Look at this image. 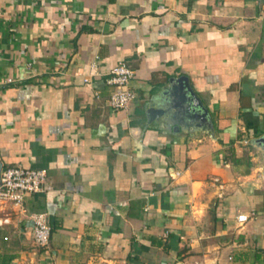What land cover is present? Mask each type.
Returning a JSON list of instances; mask_svg holds the SVG:
<instances>
[{"label":"crops","instance_id":"0c3cea01","mask_svg":"<svg viewBox=\"0 0 264 264\" xmlns=\"http://www.w3.org/2000/svg\"><path fill=\"white\" fill-rule=\"evenodd\" d=\"M120 61L137 97L117 110ZM0 74L3 167L47 170L23 209L0 205L12 264H264V0H0ZM183 74L215 136L148 123Z\"/></svg>","mask_w":264,"mask_h":264},{"label":"built area","instance_id":"2783aa9c","mask_svg":"<svg viewBox=\"0 0 264 264\" xmlns=\"http://www.w3.org/2000/svg\"><path fill=\"white\" fill-rule=\"evenodd\" d=\"M92 67L96 68V63H92ZM134 74V70L125 61H120L112 69L107 81L114 86L109 99L114 109H128L136 99L137 93L130 84ZM14 80L11 76L3 77L0 74V89ZM46 180L47 170L45 168H27L22 165L3 167L0 174V205L12 204L23 209L25 197L28 194L42 192ZM238 219L243 222L248 220V216L240 214ZM29 220L32 222V236L36 246L48 247L53 227L47 212H33L29 215ZM9 223H11L10 215L0 216V227Z\"/></svg>","mask_w":264,"mask_h":264},{"label":"water","instance_id":"95a60500","mask_svg":"<svg viewBox=\"0 0 264 264\" xmlns=\"http://www.w3.org/2000/svg\"><path fill=\"white\" fill-rule=\"evenodd\" d=\"M148 123L167 117L173 119L175 127L186 125L192 130L209 131L215 136V124L209 108L195 91L188 75L173 76L170 86L155 96L154 101L146 109ZM252 143L260 147L264 153V136L256 138ZM3 162L0 158V174Z\"/></svg>","mask_w":264,"mask_h":264},{"label":"trees","instance_id":"16d2710c","mask_svg":"<svg viewBox=\"0 0 264 264\" xmlns=\"http://www.w3.org/2000/svg\"><path fill=\"white\" fill-rule=\"evenodd\" d=\"M225 159H229L230 161H232L233 163H239L241 162V159L238 158L234 151H231L229 153V155L225 158ZM15 259V254L13 253H5V254H2L0 256V264H12L13 260Z\"/></svg>","mask_w":264,"mask_h":264},{"label":"rangeland","instance_id":"374dc122","mask_svg":"<svg viewBox=\"0 0 264 264\" xmlns=\"http://www.w3.org/2000/svg\"><path fill=\"white\" fill-rule=\"evenodd\" d=\"M10 241L4 238L3 234L0 232V256L5 253H14L15 247L10 246Z\"/></svg>","mask_w":264,"mask_h":264}]
</instances>
